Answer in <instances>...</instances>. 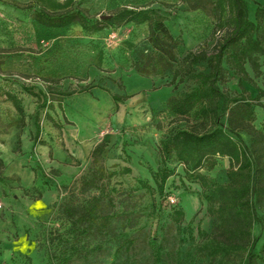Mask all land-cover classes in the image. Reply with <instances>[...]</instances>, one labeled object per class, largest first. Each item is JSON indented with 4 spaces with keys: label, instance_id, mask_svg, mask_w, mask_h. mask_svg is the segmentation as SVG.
Returning <instances> with one entry per match:
<instances>
[{
    "label": "rangeland",
    "instance_id": "obj_1",
    "mask_svg": "<svg viewBox=\"0 0 264 264\" xmlns=\"http://www.w3.org/2000/svg\"><path fill=\"white\" fill-rule=\"evenodd\" d=\"M247 1L249 20L255 22L264 0ZM17 3H36L53 12L79 7L91 19L111 15L118 7L149 6L164 16L175 37L183 38L182 54L211 53L223 35L215 31L213 0H0V158L5 163L0 264H49L54 250L56 264H228L211 263L198 252L199 234L210 232L214 219L201 199V186L187 177L184 165L177 160L167 164L173 176L166 198L156 187L155 176L163 166L162 141L190 126L188 120H173L166 104L191 90L194 81L175 86L170 85L171 71L163 78L136 72V54L151 52L146 25L107 28L96 35L79 26L49 30L34 21L33 11ZM260 63L264 73V57ZM224 67L228 80L221 88L239 94V77ZM247 70L264 90L263 79ZM8 76L16 82L4 81ZM85 86H91V92L79 93ZM243 87L252 98L257 96L251 84L243 82ZM8 91L21 102L23 116L7 98ZM116 92L129 99L116 106ZM254 123L264 127V110L256 109ZM103 141L109 146L94 163L92 151ZM99 167L105 171L102 182L82 193V179ZM229 168L227 158L217 157L200 172L226 184ZM93 196L103 198V211L111 216L107 235H81L74 249L49 251L50 233L61 234L62 241L71 239L62 206H80ZM176 210L185 214L182 225ZM125 239L133 240L132 248Z\"/></svg>",
    "mask_w": 264,
    "mask_h": 264
},
{
    "label": "trees",
    "instance_id": "obj_2",
    "mask_svg": "<svg viewBox=\"0 0 264 264\" xmlns=\"http://www.w3.org/2000/svg\"><path fill=\"white\" fill-rule=\"evenodd\" d=\"M213 4L217 20L215 31L223 32L221 39L211 53L199 50L183 54V38L175 37L164 16L149 6L118 7L111 15L91 19L79 7L53 12L43 6L37 8L36 3L15 5L22 10L33 11L34 21L49 30L79 26L86 33L96 35L107 28L148 26L151 52L142 53L140 57L136 54L139 59L134 63L136 72L146 77L155 75L163 78L171 71L170 85L176 86L186 80L195 83L191 90L171 97L166 104L165 111L173 120H188L190 126L172 131L162 141L163 166L155 176L157 192L166 198L167 184L173 176L167 164L171 160L179 161L184 165L187 177L201 186V199L214 219L212 230L199 234L198 252L209 258L211 263L224 261L229 264L233 260L237 261L235 264H264V127L258 128L254 123L256 109L264 110V90L250 78L247 70L250 67L255 77L264 81L260 63L264 57V7L258 4L256 21L252 22L247 0H213ZM224 64L239 77V94L233 95L221 88L228 80ZM200 65L205 66L204 71L196 70ZM4 81L16 82L12 76ZM243 82L255 87L258 91L255 98L245 90ZM120 89L124 90L123 84H120ZM89 92L91 86L79 90L81 94ZM6 96L23 116L21 102L9 91ZM112 99L118 106L129 97L113 94ZM39 134L40 127L36 125L35 137ZM108 146L109 142L103 141L92 151L94 163H98ZM217 157L227 158L230 162L226 184L211 181L200 172L205 163L216 161ZM4 168L5 163L0 158V180ZM104 173L101 167L93 169L82 179L80 191L87 193L98 187ZM102 201L103 198L93 196L80 206L63 205L62 213L69 221L71 239L62 241L61 234L50 233L49 251L53 247L60 252L63 248L74 249L81 235L105 237L111 216L108 211H103ZM112 201L108 199V203L112 204ZM175 214L182 225L185 214L181 210H176ZM125 241L130 248L133 247V240ZM51 253L49 264H56L58 251Z\"/></svg>",
    "mask_w": 264,
    "mask_h": 264
},
{
    "label": "built area",
    "instance_id": "obj_3",
    "mask_svg": "<svg viewBox=\"0 0 264 264\" xmlns=\"http://www.w3.org/2000/svg\"><path fill=\"white\" fill-rule=\"evenodd\" d=\"M113 37H115V36H113ZM171 202L174 204L175 203V201L174 200H171Z\"/></svg>",
    "mask_w": 264,
    "mask_h": 264
},
{
    "label": "crops",
    "instance_id": "obj_4",
    "mask_svg": "<svg viewBox=\"0 0 264 264\" xmlns=\"http://www.w3.org/2000/svg\"><path fill=\"white\" fill-rule=\"evenodd\" d=\"M115 94H119V93L116 92ZM119 95H120V94H119Z\"/></svg>",
    "mask_w": 264,
    "mask_h": 264
},
{
    "label": "water",
    "instance_id": "obj_5",
    "mask_svg": "<svg viewBox=\"0 0 264 264\" xmlns=\"http://www.w3.org/2000/svg\"><path fill=\"white\" fill-rule=\"evenodd\" d=\"M104 18H107V17H104Z\"/></svg>",
    "mask_w": 264,
    "mask_h": 264
}]
</instances>
